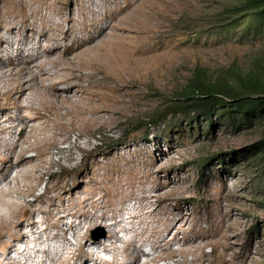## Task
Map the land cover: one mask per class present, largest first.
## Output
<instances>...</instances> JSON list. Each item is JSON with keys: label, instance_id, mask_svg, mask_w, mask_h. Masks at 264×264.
Wrapping results in <instances>:
<instances>
[{"label": "rangeland", "instance_id": "obj_1", "mask_svg": "<svg viewBox=\"0 0 264 264\" xmlns=\"http://www.w3.org/2000/svg\"><path fill=\"white\" fill-rule=\"evenodd\" d=\"M226 1L0 0L3 28L16 19L21 27L26 18L39 26L24 31L23 25L19 33L11 34L0 29L13 46L25 32L26 52L51 48L50 35L63 34L55 22L62 20L65 28L81 32L82 23L93 17L106 25L94 44L105 38L110 45L103 42L96 47L97 53L84 55L92 61L83 67L81 57L73 55L80 49L63 54L60 61L62 54L49 55L45 72H38L35 81L28 80L29 73L24 75L28 83H36L18 98L6 91L9 81L0 82V123L14 129L8 142L35 127V136L28 141L39 144L25 154L37 158L35 172L26 180L15 179L17 183L10 180L2 189L16 187L22 194L13 192L12 198L32 201L21 216L24 226L33 210L40 229L48 227V209L64 214L67 222L77 226L66 227L58 239L44 233L36 240L32 235L22 245L29 252L20 257L21 264H80V251L93 253L86 264H93V259L122 264L127 240L142 245L141 264L191 260L195 264H264V143L254 146L264 140V121L232 125L219 113L208 117L170 113L152 120L179 97L196 67L211 77L230 65L247 70L264 48V34L253 40L241 37V28L224 38L216 33L217 14ZM43 23L48 28H41ZM40 40L41 47L33 48ZM9 44H2L3 52L11 50ZM58 51L62 53L64 47ZM64 72L67 81L62 78ZM51 80L59 84L60 96L77 99L78 104L60 103L58 110L46 116L38 110L44 115L36 118L40 93ZM68 85H73L70 92H61ZM4 152L0 168L8 164L7 155L14 153ZM15 170L11 168V177L15 178ZM102 213L106 220L92 217ZM110 218H115L117 226ZM110 231L117 240L108 246ZM157 231H162L160 247L152 249ZM82 238L88 239L83 247ZM95 240L102 242L94 248ZM196 244L201 245L195 248ZM9 252L0 242V263L12 257Z\"/></svg>", "mask_w": 264, "mask_h": 264}, {"label": "bare ground", "instance_id": "obj_2", "mask_svg": "<svg viewBox=\"0 0 264 264\" xmlns=\"http://www.w3.org/2000/svg\"><path fill=\"white\" fill-rule=\"evenodd\" d=\"M139 11H140V9L137 11V13ZM92 14H93V12H92ZM108 14H110V13H108ZM109 16H107V17H109ZM111 17H113V16H111ZM68 18H67V20H68ZM132 18H134V17H132ZM16 20H18V19H16ZM16 20L15 21L11 20L9 22H6L4 28H3L2 25H0V29L1 28L5 29V31L8 34H11L12 32H14V33L18 32L19 33L18 29L21 28L23 25H24L23 26L24 27V31L25 30L27 31L28 29L35 30L36 28L39 27L38 25L37 26L35 25V22L27 23V21H28L27 18L24 19V21H22L23 24H21V27H20V25H16V23H17ZM141 20H143V19H141ZM61 21L55 22V23L53 21V23L55 25V28L63 30V34L61 35V37H54V38H53V35L52 36L50 35V37H51V42L49 43V45L51 46V48H49L50 50L49 49H43L42 51H35V49H34V51H30V52L27 51L26 52L25 51V45H26L27 42L25 41L26 39L24 40V38L26 36L25 32H24L22 37L19 36L18 39H16V42H15L14 46L9 44L7 35L6 36L4 34L2 35L1 32H0V71L2 70V68H6L5 71L2 70L0 72V82L4 81V79L10 82V84L8 85L9 87L6 89L7 92H9V93L11 92V94H16L17 95L16 98H18L23 93L24 94L26 93L25 92L26 89L29 88L28 90H30L31 88H33L34 84L36 82H34L32 84L28 83L27 79H26L27 77L24 78V75L26 73H29L30 77H29L28 80L29 81H33L35 76L38 75V72L44 71L43 65H44V63H46V61H48L47 60L48 56L53 54V53L62 54V55H60V57L58 56L59 57L58 60L60 61V60H62V58H64L63 54L67 55L69 53H72V52L76 51L77 49H80V51L76 52L73 55H75L76 57H79V56L81 57L80 59L77 58V60L78 59L80 60V64L83 67V65L87 66L92 61L91 60L90 62H88L89 58H87V59L84 58V55H88L90 53L94 54V52H96V47H98L99 44H103V42H105L107 44V42H108V41H104V39H105L104 38L101 41H99V39H98L99 43L94 44V41L96 40V38H98L99 36H101V34H103V32L105 30V27H106V25L104 26L102 20H100V19L96 20L93 17V18H90V19L86 20L84 23H82V25H81L82 27L81 28H82V31H84L83 33H82V31L81 32L80 31L76 32L75 30L71 29L70 26H67L65 28L64 26H62ZM122 21H121V23H122ZM44 23H43V25H41V28H44L45 26H46V28H48V25H45ZM124 23L126 25V22H124ZM110 26H111V24H110ZM111 28L113 30V27H111ZM49 29L51 30V25H50ZM118 29H121V28L119 27ZM109 30H110V28H109ZM126 30L127 29H125V31ZM45 31H49V30H45ZM115 33L116 32H113V34H114L113 37H115L117 35ZM104 34H106V33H104ZM111 35H112V32H111ZM127 35H128V33H127ZM122 37H123V35H122ZM127 38H129V36ZM107 40H110V39H107ZM120 40H121V38H120ZM41 41L42 40H40L38 43H36V45H33L32 47L33 48L41 47ZM112 41H113V39H112ZM112 41H111V43H112ZM119 42L120 41H118V43ZM122 42H124V40H122ZM3 43L9 44L11 50L10 51L6 50L5 52H3L4 51V50H2L3 48L1 49ZM116 44H117V42H116ZM107 45H109V42H108ZM59 46H63L64 47V51L62 53H60L58 51L59 50ZM122 47H123V44H122ZM101 48H103V46ZM106 48H108V47H105L104 49H106ZM104 51H106V50H104ZM104 54H106V53H104ZM90 58H92V57H90ZM34 59H38V60H36V64L35 65H31L30 63ZM49 60H50V58H49ZM65 60L63 61V65L64 66H66ZM93 62H94V60H93ZM69 63H72V62L70 61ZM81 65H79V66H81ZM58 66H60V65H58ZM70 67H72V66H70ZM52 76H53V74H52ZM46 78L47 77H45V79ZM51 78L54 79V77H51ZM62 78H64V80H66V81H67V79L69 80V76L68 75L66 76V73H65V76H63ZM49 80H50V78H49ZM62 81H61V84H62ZM38 82L39 81H37V83ZM42 82H44V80ZM48 83H50V82H48ZM37 85L38 86H42L43 88L45 87L44 84H42V83L37 84ZM37 85H35V86H37ZM58 85L59 84L54 80V82L52 81V83L50 85H48V87H45V89L42 90V92L40 93L42 95V99H40V102L38 103V105L35 106V109L37 111L38 110L39 111L40 110L44 111L45 116L47 114H51L52 110H58V107H59L60 103H65L67 101L71 105L78 104V100L77 99L76 100L73 99L74 101H70V98L68 99V98H66L64 96H60L61 94L58 93ZM64 85H66V84H64ZM71 86H73V85H71ZM71 86L68 85L67 87H64V88L61 86L62 87L61 92H70ZM5 87H7V86H5ZM35 96H37V95H35ZM14 100H16V99H14ZM13 102L14 101L12 100V103ZM17 103H20V102H17ZM23 103L24 102H22V104ZM14 104H15V102H14ZM37 111L34 113L36 118L37 117L38 118L43 117L44 114H41V112L39 113V111L37 113ZM92 111H93V109H92ZM21 119H23V118H21ZM37 127H38V125H37ZM7 128H9V127H7ZM7 128H6V126H4L3 124L1 125V123H0V154L2 152L3 155H4V153H5L4 149L7 150V152L8 151L12 152V153L14 152L13 155L10 154V155H12V157H10L9 155L6 154L7 157H8V164H6L5 168L4 167L0 168V242L5 247V249L7 250L8 253H10L9 251L12 250L13 255H12V257H4V259L1 260L0 264H21L22 260H21L20 257L21 256H25L29 252L28 247L22 248V245H24V244L27 245L29 243L32 235L34 236V238L36 240L39 239L40 236L42 234H44V233H47L48 236L52 237V239L53 238L58 239V238L62 237L63 235H65V233L67 232L65 230L66 227L68 229H73V227H77V226L72 221L71 222H67L66 221L67 216H65L64 214L54 213V212L51 211V209H48V212H46V213H48V215H47V220L49 221V223H48L49 226L48 227L46 226L45 228L40 229V227L38 226V222L36 221L35 217L32 214L33 210H32V212H30L31 214L29 215L30 222L28 223L27 226L23 225V223L21 222V216L24 215L26 207L32 206V201H26L25 199L24 200H18L17 198H12L11 197V193L16 192L17 194L20 195V194H22L21 190L20 189H16V187H11V186H10L11 188H9V186H7L8 188L2 189V185L4 184V186H5V184H7L10 180L13 182L15 179H18V178L26 180V179H28V176L32 172H35L36 167L38 166V165H36V163H37L36 159L37 158H34L32 156L26 157L25 154L29 150L31 151V149L37 148L38 145H39L38 142H33L32 143V142L28 141V138H31L32 136H35V131H37V129L34 127L30 131L24 132L25 134L21 138L17 137L14 141L8 142V141H10L12 136L14 135V129L11 128L10 130H8ZM32 130H34V131H32ZM38 141L40 142V140H38ZM23 142L26 143L27 145L26 146H20V143H23ZM40 155H41V153H40ZM35 156H37V155H35ZM11 168L12 169H16L15 170V172H16L15 178L11 177V172H10ZM15 182H16V180H15ZM32 189L33 188H31V190L27 191L26 193H23V196L31 193ZM96 216L97 217H95V216H92V217H94L95 220L96 219H99V220H102V221L106 220V216L103 213L99 214V215H96ZM110 219H113L115 226H117V221L115 220V218H110ZM53 231H55V232H53ZM161 232L162 231H157V232L154 233L155 240L152 243V249L160 247L159 239H160V236L162 235V234H160ZM110 233H111L110 236H109L110 243L108 244V246L114 244V243L112 244L111 240H117L115 232L110 231ZM81 240H83V241L80 243L81 244L80 246L83 247L84 244L87 243L88 239L87 238H82ZM97 241L95 240L94 242H92V244L94 245V248L97 247V245L102 242L101 240L100 241L97 240ZM200 245L201 244H199V245L196 244L194 247L198 248V247H200ZM131 246H133L134 248H133V250L130 251V247ZM141 250H143L142 245L135 246L133 240L125 241L124 242V253L125 254H124V257H123V260H122V264H141V262H140L141 260H139V253L141 252ZM172 253H171V255H172ZM4 254H5V252H4ZM78 255H79L78 257H81V259H82V262L80 264H86L85 263L86 259L87 258L89 259L90 257H93L92 256L93 253L86 254L83 251H80L78 253ZM100 262H104L106 264H115L114 262H110V261H106V260H102V259H101V261H98L97 259H93V264H100ZM142 263H144V262H142ZM195 263L196 262L194 260H191V261H185L184 263H181L179 261H175L173 264H195ZM144 264H146V263H144Z\"/></svg>", "mask_w": 264, "mask_h": 264}, {"label": "trees", "instance_id": "obj_3", "mask_svg": "<svg viewBox=\"0 0 264 264\" xmlns=\"http://www.w3.org/2000/svg\"><path fill=\"white\" fill-rule=\"evenodd\" d=\"M216 23L220 37L241 28V37L256 40L264 34V0H227L217 14ZM178 96L152 118L153 122L159 115L170 113L205 117L219 113L232 125H237V121L240 124L241 121H264V48L247 70L230 65L211 77L196 67ZM263 143L260 140L254 146L261 147Z\"/></svg>", "mask_w": 264, "mask_h": 264}]
</instances>
